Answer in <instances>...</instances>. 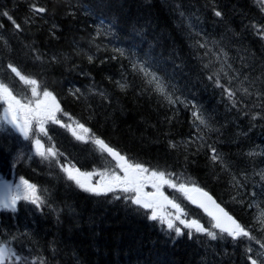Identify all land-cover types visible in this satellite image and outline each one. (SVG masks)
Masks as SVG:
<instances>
[{
	"label": "trees",
	"instance_id": "1",
	"mask_svg": "<svg viewBox=\"0 0 264 264\" xmlns=\"http://www.w3.org/2000/svg\"><path fill=\"white\" fill-rule=\"evenodd\" d=\"M33 3L48 12L34 14ZM4 12L23 30L0 15V78L12 77L14 87L26 94L7 65L22 68L56 95L63 119L90 132L85 143L62 127L46 126L47 135L39 138L62 153L57 163L36 155V138L26 140L0 126V178L23 177L46 190L40 208L22 201L16 212L0 211V241L36 264H250L249 256L262 258L258 253L264 249L247 238L211 240L195 232L189 238L190 230L176 236L125 194H89L61 170V165L87 172L114 168L91 142L90 137H99L133 162L194 182L264 242L256 223L264 211V180L258 175L264 171V39L252 28L264 25L260 0H0ZM86 54L94 57L92 63ZM145 61L167 82L172 99L179 97L175 104L133 70V63ZM222 66L228 73H220L222 85L249 87L253 93L237 91L236 107L216 86V77L209 79ZM116 81L127 87L121 90ZM197 111L211 126H200L203 140L195 126ZM208 145L222 163L211 160ZM166 193L188 219L216 231L182 193L171 188Z\"/></svg>",
	"mask_w": 264,
	"mask_h": 264
},
{
	"label": "snow or ice",
	"instance_id": "2",
	"mask_svg": "<svg viewBox=\"0 0 264 264\" xmlns=\"http://www.w3.org/2000/svg\"><path fill=\"white\" fill-rule=\"evenodd\" d=\"M260 6L261 10H264V0H260ZM29 7L34 14H45L48 12V7L35 3L30 4ZM53 7H55V4ZM213 12L217 18L223 19L222 11L213 8ZM0 15L7 17L13 23L17 31L23 30L21 25L17 23L9 13L4 12L0 13ZM180 15L183 17L184 13L181 12ZM25 23H28V21L26 20ZM252 28L260 35L261 39H264V25L257 26L253 24ZM197 35H199V33H197ZM93 39H95V37ZM89 43H92V41L90 40ZM197 43H199V41ZM199 47H207V42L199 43ZM116 51H119L120 55H124L122 50L117 49ZM221 53L225 57L223 63L227 64V53L224 52L223 49H221ZM37 59H39V57H37ZM55 59L56 58L53 57V60ZM93 59L94 57L92 55H87L89 63H92ZM113 59H115V57H113ZM217 60H219V57H217ZM132 66L134 71L143 74L149 88L157 92L160 96H163L169 104H175L176 100H179V97H177L176 100L172 99V95L168 91L167 82L155 71L151 70L147 61L143 63L136 62L133 63ZM208 66L207 64L205 65V67ZM228 67L231 68V65H228ZM7 68L14 77L18 78L24 85L31 86V98L14 87L12 77H9L7 80L0 78V106H2L0 126L10 125L27 140L33 135L34 122L37 126L36 130L46 136L47 130L45 124L51 121L52 123L61 124L62 127L71 130L77 140H81L85 143L89 142L86 136L90 132V129L85 127L84 124L76 121L73 122L76 128L80 130V133H83L78 134L76 128H73L71 124H63L57 118V113L61 112L62 109L56 95L52 91L48 90L46 86H42L31 74L25 73L22 68L12 63H9ZM221 72H223L225 77L228 76V73L224 72L222 66L219 71H214L213 75L209 76V79H213V76L216 77V86L223 88L229 100L232 101L233 107H236L238 103L235 99L237 91H241L246 96H251L253 94L249 90V87L234 90L222 85L219 78ZM235 79H239L238 72L235 75ZM243 80L248 81L249 84L253 83V81L249 80L248 76H244ZM228 83L231 84L232 80L229 79ZM116 84L121 90L127 87L126 83L120 81H116ZM76 91L79 92V89ZM101 95L104 94L101 93ZM257 95L259 96L260 93H257ZM41 96L42 99L39 98ZM193 116L196 121H199V124L195 125L198 133H200L198 138L203 140L204 137L200 126L209 130H211V126L198 111L193 112ZM255 118L256 117L253 116V119ZM90 139L92 143L98 146L102 153H107V155L115 161V165L112 169L106 166L103 171L93 172L81 171L79 168L70 165H61V170L65 172L67 179L73 181L82 191L96 196L117 192L129 194L124 197L126 200H130V202L137 205L138 208L150 212L148 216L150 220L159 221L160 224L166 225L167 229L169 231H174L176 236L184 234L181 227L176 224L178 221L179 225H183L184 228L190 230L188 232L189 238H192L193 232L204 234L211 240L223 239L225 235L231 237L233 241L240 238H247L256 241L260 244V248L264 249V242L258 241L252 234L251 229L239 223L232 215L225 211L207 191L195 186L194 182L182 180L180 177L173 179V176H175L174 173L164 170H152L145 167L142 163L133 162L126 155L122 154L99 137L93 136L90 137ZM33 144L36 155L44 160H49L51 158L59 163L57 157L58 155H62V153H58L54 145H49L46 148L44 143L38 138L33 140ZM208 147L212 152L211 160L214 163H222L221 155L217 150L211 145H208ZM249 155H257V153L250 152ZM115 169H119V172L115 171ZM258 175L264 180V171L258 173ZM93 176H99L100 179L93 183ZM233 179H235V177H233ZM238 183L239 182H237V184ZM148 186H150L153 191H145V188ZM164 186L182 193L191 203L202 208L207 215L211 217L212 221H214V223L211 224V228L218 229L219 231L216 232L206 228L197 219H188L187 212L182 205L177 202L176 198H170L168 195H165L162 190ZM0 187L3 189V191L0 192V210L16 212L18 210V202L20 201L31 203L37 208H40L45 203L44 193L46 190L39 189L36 184L30 183L23 177H20L19 183L15 186L4 183L0 184ZM192 193L198 195L194 196ZM253 195H255V193H253ZM113 198L121 199V196L115 195ZM168 208L174 209L175 211H167ZM256 223L260 225V230L264 231V211L259 213V216L256 218ZM246 251L250 253L252 252V248L247 247ZM258 255L262 257L260 260L253 259L251 256L248 257L250 264H264V252L258 253ZM0 264H36V262H30L22 258L20 254L10 246V242L0 241ZM40 264H43V261H40Z\"/></svg>",
	"mask_w": 264,
	"mask_h": 264
},
{
	"label": "rangeland",
	"instance_id": "3",
	"mask_svg": "<svg viewBox=\"0 0 264 264\" xmlns=\"http://www.w3.org/2000/svg\"><path fill=\"white\" fill-rule=\"evenodd\" d=\"M30 87L31 86H28V85H25V87H24V89H23V91L26 93V95L29 97V98H31V91H30ZM40 99H42V96L41 97H39ZM35 99V98H34ZM0 114H2V106H0ZM57 118L61 121V123H63V124H71L72 125V127L73 128H76V125L75 124H73V123H71L69 120H65V119H63V116L60 114V113H57ZM48 125H55V126H58V127H62L61 126V124H57V123H52L51 121H48L46 124H45V128H46V126H48ZM10 128H12L10 125H8ZM36 128H37V126H36V124H35V122L33 123V135H32V137L31 138H39V137H41V136H43V134H41V133H39V131H37L36 130ZM62 128H65L74 138H75V136L72 134V131L71 130H69L68 128H66V127H62ZM13 129V128H12ZM14 130V129H13ZM76 131H77V133L78 134H83V133H80V130L78 129V128H76ZM17 132V131H16ZM18 134H20L19 132H17ZM21 135V134H20ZM22 136V135H21ZM23 137V136H22ZM24 138V137H23ZM40 139V138H39ZM76 139V138H75ZM86 139H87V136H86ZM79 141H81V140H79ZM32 147H33V150H34V152L36 153V150H35V147H34V144L32 143ZM115 171H117V172H119V169H115ZM65 173V172H64ZM66 175V174H65ZM121 175H122V173H121ZM100 179V177L99 176H93L92 177V181H93V183H95L97 180H99ZM19 183V181H16L15 183H13L12 185L13 186H15L16 184H18ZM163 191H164V193H165V195H167V193H166V191L168 190V187L167 186H164V188L162 189ZM145 191H147V192H151V191H153V189L150 187V186H148V187H146L145 188ZM179 193V192H178ZM124 194V193H123ZM125 195H129V194H125ZM0 211H5V212H11V211H9V210H0ZM167 211H171V212H174L175 210L174 209H171V208H168L167 209ZM149 215H150V212H149ZM156 222V221H155ZM158 223H159V221H157ZM176 224L179 226V227H181V229L182 230H189V229H186V228H184L183 227V225H179V222L177 221L176 222ZM165 227H166V225H164Z\"/></svg>",
	"mask_w": 264,
	"mask_h": 264
},
{
	"label": "water",
	"instance_id": "4",
	"mask_svg": "<svg viewBox=\"0 0 264 264\" xmlns=\"http://www.w3.org/2000/svg\"><path fill=\"white\" fill-rule=\"evenodd\" d=\"M106 155H107V153H105ZM108 156V155H107ZM109 158H110V160H112V161H114L110 156H108ZM115 162V161H114ZM0 184H4V183H2V182H0ZM3 191V189H2V187H0V192H2ZM192 195H194V196H197L198 194H196V193H192ZM190 203H191V201H189ZM191 205L192 206H194V207H196V208H198L203 214H205L207 217H209L210 219H211V217L210 216H208L207 215V213L202 209V208H200V207H198L196 204H193V203H191ZM212 220V219H211ZM213 223H214V221H213ZM218 230V229H217ZM219 231V230H218Z\"/></svg>",
	"mask_w": 264,
	"mask_h": 264
}]
</instances>
